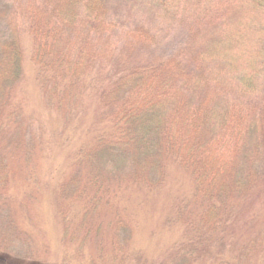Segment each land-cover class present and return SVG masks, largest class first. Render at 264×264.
Here are the masks:
<instances>
[{
    "label": "trees",
    "instance_id": "trees-1",
    "mask_svg": "<svg viewBox=\"0 0 264 264\" xmlns=\"http://www.w3.org/2000/svg\"><path fill=\"white\" fill-rule=\"evenodd\" d=\"M115 1L16 0L2 11L0 21L6 22L9 36L0 34V112L22 74L21 23L32 39L31 61L43 77L47 99L67 115L79 102L75 92L81 79L103 65L110 66L113 86L101 92L100 101L110 113L114 134L98 137L81 156L89 167L85 188L95 189L91 200L96 206L115 181L161 184L163 160L172 157L190 173L196 193L208 201L195 226L200 237L208 240L225 223L227 199L264 177V45L257 43L255 50L249 46L237 51L203 49L186 64L185 49L203 26L205 8L194 18L184 48L135 63L140 48L155 45L158 34L150 23L135 22L115 39V32L124 25L121 7H136V0ZM168 2L159 3L165 7ZM194 4L191 7L201 6ZM234 4L237 12H260L264 17V0H234ZM225 14L226 9L208 21H219L224 31L235 27L237 43L251 31L264 39V22L250 26L252 16L227 21ZM256 95L260 100L252 99ZM115 152L130 159L127 172L116 167ZM5 177L0 154L1 184ZM81 179L77 174L70 178L61 196L66 198L69 187ZM32 245L31 235L19 229L10 215H3L0 246L30 253Z\"/></svg>",
    "mask_w": 264,
    "mask_h": 264
},
{
    "label": "rangeland",
    "instance_id": "rangeland-1",
    "mask_svg": "<svg viewBox=\"0 0 264 264\" xmlns=\"http://www.w3.org/2000/svg\"><path fill=\"white\" fill-rule=\"evenodd\" d=\"M15 1L0 0V15ZM168 1L165 7L160 0H136V7H121L124 25L115 39L135 22L150 23L158 34L155 45L140 48L135 63L184 48L194 18L205 8L203 26L185 49L186 64L203 49L237 51L264 45L256 31L241 33L246 37L237 43L235 27L224 31L219 21H208L226 9L224 20L252 16L248 25L264 22L260 12H237L234 0ZM194 2L201 6L191 7ZM21 26L22 74L0 112V154L6 175L5 184L0 183V220L10 215L19 229L31 235L33 245L30 253L0 246V264H264V177L227 199L225 223L208 240L195 228L208 201L196 193L190 173L172 157L163 160L161 184L115 181L95 206L91 200L95 189L85 188L89 167L81 156L98 137L114 134L110 113L100 101L101 92L113 86L110 66L81 79L75 92L79 102L67 115L48 101L43 77L31 61L32 39ZM0 34L9 36L4 20ZM252 99L258 101L260 96ZM113 160L122 172L131 166L130 159L118 152ZM76 174L81 181L62 197V187Z\"/></svg>",
    "mask_w": 264,
    "mask_h": 264
}]
</instances>
